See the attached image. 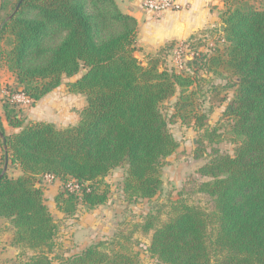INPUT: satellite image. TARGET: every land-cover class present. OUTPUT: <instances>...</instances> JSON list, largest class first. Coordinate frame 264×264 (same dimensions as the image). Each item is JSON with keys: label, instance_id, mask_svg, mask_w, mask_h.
Here are the masks:
<instances>
[{"label": "trees", "instance_id": "16d2710c", "mask_svg": "<svg viewBox=\"0 0 264 264\" xmlns=\"http://www.w3.org/2000/svg\"><path fill=\"white\" fill-rule=\"evenodd\" d=\"M5 1L1 13L8 8ZM224 1L226 46L203 55L202 66L237 79L225 115L239 143L234 155L215 149L199 169L210 178L200 182L199 191L213 198L212 212L182 199L172 202V215L162 224L148 216L143 229L155 228L150 251L164 264H264V7L250 0ZM138 29L137 18L116 0H15L0 17V58L20 93L36 102L83 69L68 86L87 100L78 123L66 128L28 120L11 99L3 103L8 124L18 129L8 134L0 112L3 164L8 158L22 173L2 175L0 168V217L14 225L13 245L21 254L34 251L13 264H53L59 224L47 204L45 175L66 186L54 201L67 216L80 205L105 203V178L123 164L128 165L127 199H151L162 188L161 162L179 142L169 132L161 104L178 88L180 102L189 103L187 89L196 78L162 68L158 57L143 63L135 54ZM106 247L103 241L90 244L65 262L138 264L133 249L122 245L111 254Z\"/></svg>", "mask_w": 264, "mask_h": 264}, {"label": "rangeland", "instance_id": "374dc122", "mask_svg": "<svg viewBox=\"0 0 264 264\" xmlns=\"http://www.w3.org/2000/svg\"><path fill=\"white\" fill-rule=\"evenodd\" d=\"M250 1L257 7H264V0ZM2 2L3 0H0V9ZM5 2L8 3V8L0 12L1 18L10 12L15 0ZM221 21L223 22V18ZM223 29L224 24L221 30L219 25L212 30H201L185 41L175 42L172 48L161 53L152 54L143 50L135 52L145 64L150 58L158 57L162 68L192 74L196 78L195 83L187 89V94L190 95L189 103L180 102L181 91L178 88L172 98L161 104L169 132L179 142V147L176 152L162 160L163 186L151 199L126 198L123 186L128 165L123 164L114 168L105 178L109 187L105 203L94 208L80 205L74 215L67 216L57 209L54 202L55 195L66 186L57 180L44 181L47 204L59 224L56 238L58 244L62 243L59 238L62 240L71 235L73 228H83L89 232L87 231L81 240L91 244L103 241L107 244V252L111 254L123 245L138 253V264H164L150 251L155 228L150 231L143 229L148 216L154 215V222L157 225L162 224L172 215V202L182 199L199 205L208 212L213 211V198L199 191L200 182L210 178L201 176L199 169L213 158L215 149L223 154L234 155L239 143L230 130L233 121L225 115L227 106L234 97L237 79L223 69L208 70L202 66L205 63L203 55L209 56L216 50L225 48ZM1 46L8 47L5 42H2ZM83 72L82 69L77 76L64 77L58 93L56 92L58 98L63 99V119L75 118L77 109L80 110L87 103L85 94L65 101L68 93H76L69 89V83L76 81ZM20 90L15 75L0 58V109L3 101L11 99L26 115L25 110L32 103L31 99L19 92ZM178 105L182 106L181 111ZM201 115L204 117L198 119ZM32 254L34 251L26 250L25 256L20 255L25 260ZM51 256L54 257L53 264H67L65 248L57 246L56 252Z\"/></svg>", "mask_w": 264, "mask_h": 264}, {"label": "crops", "instance_id": "0c3cea01", "mask_svg": "<svg viewBox=\"0 0 264 264\" xmlns=\"http://www.w3.org/2000/svg\"><path fill=\"white\" fill-rule=\"evenodd\" d=\"M145 1L117 0V3L123 12L137 18L139 23L138 46L141 48L140 50L147 53H157L167 44L185 41L201 30H212L218 25L220 28L223 26L221 18L225 5L224 0H176L178 4L176 9H169L159 13L147 9L144 5ZM58 89L59 87L41 100L36 102L31 100L32 104L25 110L28 120L53 122L59 128L78 123L80 113L86 104L81 109L79 108L80 110L77 109L75 118L66 117V119H63V109L65 108L63 99H61L62 97L58 98ZM79 95H82V93H68L65 101H70ZM2 109H0V112L3 114ZM2 117L8 134L18 131L17 128L8 124L4 114ZM3 156L4 152L0 143V168H4L5 165L3 164ZM7 173L11 177H17L22 173V170L19 165L12 164L9 161ZM55 180L60 181L58 179ZM87 231L89 232L87 229L75 227L71 235H67L62 240L59 238L62 243H57L58 246L65 248L67 252L65 260L69 256L83 251L91 244L85 240H81ZM14 232L15 227L11 221L0 217V264L18 263L25 256H21V250L13 245Z\"/></svg>", "mask_w": 264, "mask_h": 264}, {"label": "built area", "instance_id": "2783aa9c", "mask_svg": "<svg viewBox=\"0 0 264 264\" xmlns=\"http://www.w3.org/2000/svg\"><path fill=\"white\" fill-rule=\"evenodd\" d=\"M145 7L152 12L159 13L165 10H173L178 7L176 0H146L144 3ZM24 95V94H23ZM45 181H52L55 180L53 175L47 174L44 177ZM72 188H77L78 184H71Z\"/></svg>", "mask_w": 264, "mask_h": 264}, {"label": "water", "instance_id": "95a60500", "mask_svg": "<svg viewBox=\"0 0 264 264\" xmlns=\"http://www.w3.org/2000/svg\"><path fill=\"white\" fill-rule=\"evenodd\" d=\"M222 28H223V26H222ZM5 152L7 153V148H5ZM8 163H9V159L7 158L6 162H5V165H4V168H3L2 175H4L7 172Z\"/></svg>", "mask_w": 264, "mask_h": 264}]
</instances>
